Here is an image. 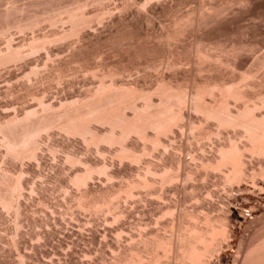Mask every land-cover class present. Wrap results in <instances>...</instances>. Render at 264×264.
Segmentation results:
<instances>
[{
    "label": "rangeland",
    "instance_id": "obj_1",
    "mask_svg": "<svg viewBox=\"0 0 264 264\" xmlns=\"http://www.w3.org/2000/svg\"><path fill=\"white\" fill-rule=\"evenodd\" d=\"M32 1L5 0L4 2L2 0L0 10L16 6L24 8L26 13L20 17L24 20L26 15L32 16L35 12L42 14L49 10H54L60 17L64 16L63 18H65L68 11H74L79 7L89 18L90 26L88 25L89 28L83 29L78 35L57 40L58 42H54L52 39L60 32L68 31L69 23L64 22L62 25L59 23L50 26L49 23L41 20L38 26L30 31L19 32L12 28L4 35L0 34V52L2 51V53L6 51V39H10V45L22 48V50L28 49L26 46H28L30 38L38 36L40 39L46 37L51 40L46 42L44 44L46 46L40 51L32 52L31 56L27 55L28 57H23V60L0 66V124L4 123L7 117L13 116L14 113L16 116L22 117L28 107L32 106L33 109L39 110L36 101L39 98L55 107L64 102L80 100L94 91L99 81L106 84L114 83L116 87H127L128 85V87L153 93L156 86L164 82L187 88L190 91L195 88V85L199 86L204 82L210 83L218 79L221 82H226L227 86L233 83L238 84L240 86H237L243 90L247 82L240 83L238 77L241 72L251 71L254 78L249 80V84H247L249 88L246 85L244 90L247 91L251 88L248 93L255 96L254 103L260 96L262 99L264 97V63H262L264 60V0H253L249 5L237 4L235 0ZM65 4L67 5L65 6ZM178 18L184 20L183 25L176 26L175 20ZM199 19L200 21H198ZM196 21L200 22L199 26L195 25ZM235 48H237L235 53L229 52L230 49ZM199 49L203 52L206 50L205 52L210 55L209 60L201 61L200 56L196 54V50ZM224 59L234 63L231 66L226 65L223 62ZM260 62L263 65H260ZM32 69H36L35 74L30 75ZM153 97L152 100L156 102L157 96ZM262 99L260 98L258 102L260 103ZM207 100H209L208 96ZM229 103L233 109L239 105V103L236 105L232 100ZM263 109L260 107L258 109V111L261 110L260 112L255 110V114L264 118ZM130 113L127 111V115ZM195 114L191 111L190 119L196 123L203 122V118L199 114ZM209 123L208 126L213 127L212 123ZM92 126L101 133L107 130L105 126L99 127L98 124H92ZM60 135L54 131L51 143L56 146H66L70 151L74 150L73 152L83 158L86 157L89 161L96 162L97 155L94 148L86 147L76 139L70 141L72 139L68 140ZM181 138L183 139H180L179 136L176 139V144H181L178 146L186 145L188 149L189 145L194 146L195 142L199 141L189 133H185ZM131 140L133 146L138 144V142H134L133 137ZM202 143L204 142L202 141ZM3 148L0 144V169L14 174L24 166L23 169L27 171L26 175L30 176H26V178L34 180L38 191L37 198L34 200H29L27 197L25 199L27 198L28 201L22 200L24 216L21 221L20 234L16 240H14L16 231L13 230L14 214L9 212L7 215L0 210V264H22L23 262L19 261L18 252L25 259L27 258L23 264H112L116 263L114 261L120 262V264L122 262L129 264L135 258L133 254H139L137 251H141L142 253L140 252L139 255L142 254L147 261L149 254L151 253V258L155 252L149 244H147V248L149 247L153 252L149 248V251L144 248L143 242L151 239L150 236L155 234L171 235L179 229L178 232H182L184 227L195 220L194 218L198 225L204 226L202 221H204L203 218H207L206 216L210 218L212 224L217 225L221 218L227 217V210L231 211L228 227L232 230L234 239L230 248H226V252H223L215 260V263L233 264L240 257L243 260L246 249L252 248L264 239V174L257 179L262 187L258 191L248 185L242 187L241 192H238L235 187L225 193L219 182L216 185L209 183V185L196 190L191 187L170 190L167 193V203L173 209L172 217L178 218L180 223V227L177 229L175 226L173 231L170 229L173 218L160 215L161 208H158L155 196L150 199L146 194V197L142 194L140 199L136 196V199L134 197L127 200L128 202L125 201V197L121 196L116 202V207H110L108 213L103 211L94 214L93 211H82L72 201H58L60 195L58 189L65 182L63 173H66V167L60 155L54 161L43 147L42 152L40 151L38 164L26 161L27 163L24 162L25 164L22 166L19 161L5 155ZM104 152L106 163L110 164L112 160H110L111 154L108 152L111 151ZM247 155L245 156L246 161L248 164H252L249 166L253 170L258 171V167H260L264 171V156H260V158L256 155ZM112 162L114 164H110L109 169L114 174L116 173V176L129 177L130 180L136 179L135 171L131 170L125 162L122 161L124 164L121 163V165L116 159ZM261 177L263 179H260ZM102 180V177H95L90 184L89 190L94 193V196H97L96 193H105L104 195H106L123 185L118 179H115L113 186ZM61 181L63 182L61 183ZM208 191L213 194L207 199L205 195ZM134 193L137 192L134 190ZM194 195L200 198L199 204L198 201L195 204L192 199ZM42 197L45 200L41 204L39 201ZM152 199L154 200L152 201ZM176 203H178L177 206ZM188 213L192 215L193 220H190L192 217L187 216ZM115 214L118 216L121 214V217L113 220ZM171 231L173 232L171 233ZM115 234H120V236L116 238ZM103 236L106 237L105 240H103ZM110 251L115 252L112 254ZM144 251L149 253L146 255ZM93 255H97V257L91 258ZM85 256L90 259L84 258ZM162 263L164 264V262Z\"/></svg>",
    "mask_w": 264,
    "mask_h": 264
},
{
    "label": "bare ground",
    "instance_id": "obj_2",
    "mask_svg": "<svg viewBox=\"0 0 264 264\" xmlns=\"http://www.w3.org/2000/svg\"><path fill=\"white\" fill-rule=\"evenodd\" d=\"M252 1L235 0V3L249 5ZM33 6L35 7V4ZM4 9L6 10H0L1 35L6 34L5 32L12 28L19 32H24L25 30L30 31L36 28L41 20L46 21L50 26H55L59 23L62 25L64 22L69 23L68 31H62L55 38L53 37L54 39L52 40L55 42L78 35L80 31L86 29L90 24L89 18L79 7L74 11H68L65 18H63L64 16L60 17L54 10H49L42 12V14L35 12L32 16L26 15V19L24 20L20 18L23 17L22 14L26 13L24 8H17L16 6L11 9L9 7L8 9L7 7ZM187 19L189 18L187 17ZM198 21L195 23L197 26L200 25ZM191 22L193 23V21ZM175 24L176 26L183 25L184 20L178 18L175 20ZM178 27L180 28V26ZM9 40L6 39L5 41L7 42L6 51L4 50L5 53L0 52V66L21 60L27 55L31 56L33 54L32 52L36 53V51H40V49L46 46L44 45L46 42L51 41L46 37L42 39L38 36L33 37L28 41V46H26L28 49L26 48L27 50H24V48L22 50V48L10 45ZM236 49H230L231 51L229 50V52L235 53ZM205 51L203 52L200 49L196 50V54L200 56L201 61L209 60L210 58V55ZM227 59H224L223 62L231 66L234 62L230 63L231 61ZM262 61L264 63V60ZM261 62L260 65L262 64ZM35 70H30V75L35 74ZM241 73L238 77L240 83L247 82V85L249 84V80L254 78L251 71ZM164 83L158 84L152 93L139 90L135 87H128V85L127 87H116L114 83L106 84L99 81L96 89L90 93L88 92L89 94L87 93L88 95L84 98L64 102L57 107L39 98L36 100L39 110L33 109L32 106L28 107L25 112L23 111L22 117L16 116L15 111H12L14 115L7 117L4 123L0 124V144L4 147L5 155L19 161L22 166L26 161L38 164L39 155L43 147H45V151L49 153L48 155L54 161L60 155L66 167V173H63L65 175L63 178L65 182L62 183L63 181H61L62 184L60 188L58 187V193H60L58 201H72L78 209L88 212L93 211L94 214L103 211L108 213L110 207H116V202L121 196L125 197L124 199L127 201L134 197L136 199V196L140 199L142 194L144 196L146 194L150 199L155 196L154 198L158 202V208H161L160 215L162 217H166L165 215H167L173 218V209L167 203V193L173 189L180 190L184 187H191L196 190L197 188L205 187L207 184L209 185V183L216 185L219 182L223 186L222 190L225 193L235 187L238 189V192H241L242 187H247L248 185L254 190H261L262 187L259 185V180L257 179L264 174V171L260 167H258V171L253 170L251 167L252 164L250 163L251 166H249L250 164L246 161L245 156L246 154L249 156L256 155V157L264 156V118L263 116L259 117L260 115L257 116L255 114V110L258 111L260 107L264 108V97L262 99L260 96L262 99L260 103L258 102L260 98H258V101L256 100L257 98L255 99L257 101L255 103H259V107L253 101L255 96L253 97L250 92L248 93L251 88L245 91L246 85L242 90L238 87L240 86L238 84L233 83L227 86L226 82H221L218 79L210 83L201 82L203 83L202 85H195V88L190 91L187 88ZM247 87L249 88L248 85ZM154 95L157 96L156 102L152 100ZM207 96L209 100H207ZM230 100L235 102V104L239 103L237 108H231ZM127 111L131 112L130 115H127ZM191 111L194 114H199L203 118V122H193L190 119ZM209 122L212 123L213 127L208 126L210 125ZM92 124H98L99 127L105 126L107 130L101 133L93 128ZM54 131L57 134H61L60 136L63 135L68 140L72 139L70 141L76 139L84 146L94 148L93 150L97 155L96 162L89 161L86 157L83 158L73 152L74 150L70 151L66 146H56L54 143H51ZM185 133H189L197 141L199 140L195 142L194 146L189 145L190 150L184 144V146H178L181 144H176V139L179 136L180 139H183L181 137ZM131 137L135 139V143L138 142L137 147L133 146ZM241 142L245 144L243 145ZM107 150L111 151L108 152L111 154L110 160L114 161L116 159L120 165L125 162L131 170L135 171L136 179H133L134 181L130 180L129 177H118L115 175L116 173L114 174L110 171V164H114V162L111 161L110 164L106 163L104 151ZM187 157L188 159H186ZM22 169L20 168V171L18 170L14 174L0 169V210L7 215L9 212L14 214L13 230L16 231L14 240L20 234L21 221H23L22 200L25 197L29 200H34L37 198L38 191L34 185V180L27 179V171ZM95 177H102V181L111 185L115 179H118L123 185L117 189L115 188V190L112 189L113 191L108 192L106 195H104L105 193H96L97 196H94V193L89 190V186ZM260 179H263V177ZM134 190L137 193H134ZM212 194L213 192L208 191L205 197L208 199ZM192 199L195 201V204L197 201L199 204V197L194 195ZM44 200L42 197L39 202L42 204ZM177 205L178 203H176ZM188 214L187 216L191 218L192 215ZM230 215L231 211L227 210V217L221 218L217 225L212 224L208 216H206L207 218H203L204 221L202 223H204V226L198 225L196 218H194L195 220L190 225L184 228L181 227L183 228L182 232H178L180 229L178 231L176 230L177 232H173L175 226H177V229L180 227L179 219L173 218L170 225V229L173 230L171 231V233L173 232L171 235L160 234V236L159 234H155L152 237L150 236L151 239L144 240L145 242H143L145 245V247L143 246L144 248H147V244H149L156 253L154 252L151 258L150 253L146 261V257L143 258L142 254L139 255L141 251H137L139 254L134 253L133 256L135 258L132 257L134 260L131 258L133 261H130L129 264H161V262H164V264H218L215 263V260L223 252H226V248H230L234 239L233 232L228 227ZM119 216L121 217V214ZM119 216L115 214L113 220H117ZM50 217L52 216L50 215ZM190 220H193V217ZM119 236L120 234H115L116 238ZM127 236L129 237V235ZM143 238L146 239L144 236ZM140 243L142 244V242ZM126 244L129 245V243ZM216 246L217 248H214ZM110 252L114 254L115 251ZM148 253L146 252V255ZM18 254L20 263H24L27 258L25 259L19 252ZM97 255H93L91 258L97 257ZM241 258H237L238 261ZM238 261L233 264H264V239L252 248H247L243 260ZM114 262L116 263L112 264H120V262Z\"/></svg>",
    "mask_w": 264,
    "mask_h": 264
}]
</instances>
